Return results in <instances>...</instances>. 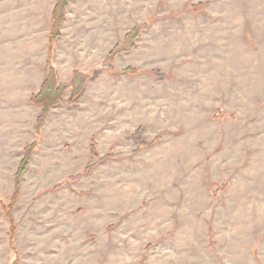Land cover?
Returning a JSON list of instances; mask_svg holds the SVG:
<instances>
[{
  "label": "rangeland",
  "instance_id": "rangeland-1",
  "mask_svg": "<svg viewBox=\"0 0 264 264\" xmlns=\"http://www.w3.org/2000/svg\"><path fill=\"white\" fill-rule=\"evenodd\" d=\"M56 1L0 0V264H264V0Z\"/></svg>",
  "mask_w": 264,
  "mask_h": 264
},
{
  "label": "trees",
  "instance_id": "trees-1",
  "mask_svg": "<svg viewBox=\"0 0 264 264\" xmlns=\"http://www.w3.org/2000/svg\"><path fill=\"white\" fill-rule=\"evenodd\" d=\"M68 0H57L53 10H52V25L50 32V39L56 38L58 36V30L61 26V23L64 19V8L66 7ZM139 28L145 29L144 26H136L132 30L126 33L125 40L122 44L116 45L113 50H111L105 61H112L117 54L122 51H129L133 48V39L137 38L139 34ZM111 68V66H109ZM134 69L127 68L124 72H133ZM89 75L85 72H82L79 69H74L72 72V77L68 81H59L56 76L55 68L52 65L48 66L46 74L41 82L39 89L32 93L30 96V102L34 105H39L41 107L40 112L38 113L35 121V131L38 134L45 119L46 114L49 110L61 102H63L64 94L67 90H70V95L68 98V103H72L77 97H79L86 85V81L88 80ZM37 141H33L27 144L23 149V156L21 158L20 164L15 173V185H14V193L12 197V201L4 205L7 211V217L9 221H11V215L8 211L12 209V206L15 203L18 190L20 187V181L22 179V175L25 172L33 149L35 148ZM90 157L95 158L98 153L95 149V144L93 138H91L90 148H89ZM102 159V158H100ZM99 159V160H100ZM96 163H93L87 166L84 172H88L91 170Z\"/></svg>",
  "mask_w": 264,
  "mask_h": 264
}]
</instances>
